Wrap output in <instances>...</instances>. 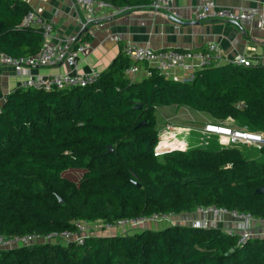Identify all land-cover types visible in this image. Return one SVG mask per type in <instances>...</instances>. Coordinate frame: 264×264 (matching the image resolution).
Listing matches in <instances>:
<instances>
[{"label": "trees", "instance_id": "1", "mask_svg": "<svg viewBox=\"0 0 264 264\" xmlns=\"http://www.w3.org/2000/svg\"><path fill=\"white\" fill-rule=\"evenodd\" d=\"M104 1L115 8L150 2ZM29 10L24 0H0V51L22 56L40 49L41 28L22 24ZM131 63L122 51L91 85L49 91L19 86L5 96L0 234L73 231L77 221L113 223L198 206L264 220V193L256 192L264 186V147L155 152L160 106L264 133V65L227 61L199 69L188 81L152 69L134 81L124 74ZM237 239L219 227L171 224L131 235L93 234L82 244L3 247L0 264H264V237L241 245Z\"/></svg>", "mask_w": 264, "mask_h": 264}, {"label": "built area", "instance_id": "2", "mask_svg": "<svg viewBox=\"0 0 264 264\" xmlns=\"http://www.w3.org/2000/svg\"><path fill=\"white\" fill-rule=\"evenodd\" d=\"M73 7L82 8L87 16L85 20L80 21V30L77 34H71L66 37L53 40V27L50 23H44L42 18L33 9L29 10L23 17V25H33L40 27L42 30V45L40 49L29 55L12 56L0 51V66L11 67L14 74L19 78L20 86L32 88L35 90H64L73 87H83L91 85L97 81L100 72L91 69L88 72H60L51 75L42 73H32L31 69L35 67L54 66L59 63H65L76 69L80 63V53L85 50V44L79 42L81 33L95 20L105 19L106 17H115L121 12L131 7L115 8L104 0H72ZM147 8L155 12L168 11L173 17L176 12L171 7V0H150L149 4L139 7ZM97 10L109 11L107 16L97 17ZM259 18L264 25V14L251 10L250 12H234L233 10L219 8L215 0H205L194 8V18L201 21H231L240 22L242 20H253ZM125 55L132 60V63L124 69V74L134 79L140 71V64L144 65L145 77H149L152 69L162 74L165 78L173 80H191L194 73L199 69L222 64L227 62L223 56L221 48L214 42H209L202 50H181L177 48H159L154 49L150 45H138L127 42L123 48ZM231 62L243 64L245 66L255 65L251 56L237 54ZM5 99V98H4ZM168 129H171L168 126ZM201 136L199 141L201 145L206 146L211 136H219L225 147H245L253 146L256 148L264 147V133L260 131L243 130L230 126L225 122L212 123L206 122L197 130ZM159 133V143L156 146V154L171 146L163 141ZM174 146V145H172ZM173 149L186 150L183 146H174ZM195 211L203 215H211L210 219H196L190 222L191 227L207 228L215 227L216 222H220L225 214H228L235 220L234 227H225L228 234H237V245H241L249 238L253 237L255 224L259 219L254 218L249 213H239L235 210H228L216 206H198ZM175 214H152L148 216H138L136 218L119 219L113 223L104 221H95L87 223L84 221L75 222L73 231H53L47 234L24 233L6 236L0 234V249L3 247L22 246L42 242H60L75 241L82 244L85 238L90 235L108 234L117 228H120L121 234H127L126 227L137 228L146 223H158L167 221L176 224L174 221Z\"/></svg>", "mask_w": 264, "mask_h": 264}, {"label": "crops", "instance_id": "3", "mask_svg": "<svg viewBox=\"0 0 264 264\" xmlns=\"http://www.w3.org/2000/svg\"><path fill=\"white\" fill-rule=\"evenodd\" d=\"M24 1L37 12L44 23L52 25L53 40L81 32L80 21L85 20L87 14L82 8L73 7L72 0ZM203 1L205 0H171V7L176 12L175 17L168 11L155 12L147 8H129L115 17L95 20L80 35L79 42L84 43L86 48L80 53V63L76 69L65 63H59L54 66L35 67L31 69V72L45 75L65 71L88 72L91 69L101 72L123 51L127 42L138 45L147 44L154 49L178 48L181 50H202L209 42H214L221 48L226 61H231L237 54H243L251 56L255 65H264V25L259 18L242 20L238 24L231 21L196 20L194 8ZM215 3L219 8L237 13L255 10L264 14V0H215ZM108 12L97 10V17L107 16ZM140 67L134 81L145 77L144 65ZM19 86V78L12 68L0 66V107L5 101V96ZM170 107L171 110L167 112L169 115L174 114L173 112L178 109L175 106ZM224 122L231 124L227 120ZM203 123L202 121L200 125L186 127L191 129L190 132L193 129L192 132L196 133ZM159 128H164V124ZM183 131H179L181 136H178L177 141H173L174 146L182 145L186 149L204 147L199 141V136L198 140L190 146L187 141L188 136H184ZM162 141L165 142L166 139L160 142ZM207 143V148H221L213 142L211 137ZM210 218L211 215H201L194 210L175 214L174 221L176 224L189 225L192 220ZM235 222L228 214H225L220 222L215 223V227H234ZM155 224L157 228L159 223ZM141 228L154 229L152 223H146ZM253 234L264 237V220H259L255 224Z\"/></svg>", "mask_w": 264, "mask_h": 264}, {"label": "rangeland", "instance_id": "4", "mask_svg": "<svg viewBox=\"0 0 264 264\" xmlns=\"http://www.w3.org/2000/svg\"><path fill=\"white\" fill-rule=\"evenodd\" d=\"M142 65V64H141ZM171 110L170 106H160V109H158V114H157V122H158V127H160L162 124H164V128H159V133L162 135V138L166 139V141L164 143L166 144H171V146H168V148H165L164 150H162L160 152V154H163L167 151H171L170 148H174L173 145V141H177V139H179L178 136H181L179 134V131H187V132H182L184 136H188L187 137V141L190 144V146L192 145L193 142H196L198 140V135H200V133L197 131L195 132H190V128L186 127L187 125H193L194 124L200 125V123H202V121L207 120L205 119L206 117L204 115H200L198 114L197 116L191 114V112H184L182 113V111H174L173 113L176 115L174 116V114L169 115V112ZM172 112V111H171ZM165 119V123H164V119ZM230 126H232V124H228ZM168 126L171 127V129H168ZM195 126V127H196ZM192 128V127H191ZM196 130V128H195ZM189 133V134H188ZM211 138H213V142H216L218 145H220L221 147H223L225 144L221 141L222 138L219 136H211ZM178 146H182V145H178ZM225 147V146H224ZM256 150H258L257 148H255ZM249 149H247L246 151H248ZM253 151V155L258 154L259 155V151ZM244 154H246L245 152H243ZM158 154V155H160ZM158 227H156L155 222L152 223V227L154 229H162L165 228L167 226L170 225L169 222L167 221H161L158 222ZM126 229L128 230L127 234L131 235L134 234L136 232L141 231V227H137V228H130V227H126ZM105 234H107L106 232H104ZM109 235H119L121 234V230L120 228H117L116 230H113L111 232H108Z\"/></svg>", "mask_w": 264, "mask_h": 264}, {"label": "water", "instance_id": "5", "mask_svg": "<svg viewBox=\"0 0 264 264\" xmlns=\"http://www.w3.org/2000/svg\"><path fill=\"white\" fill-rule=\"evenodd\" d=\"M235 23L238 24V22H235ZM141 107H142V105H140V104L135 106V108H138V109H140ZM144 123H145V121H142L140 124H144ZM109 149H111V147H109ZM256 192L257 193H264V186L256 189ZM59 202L62 203V200L59 199Z\"/></svg>", "mask_w": 264, "mask_h": 264}]
</instances>
